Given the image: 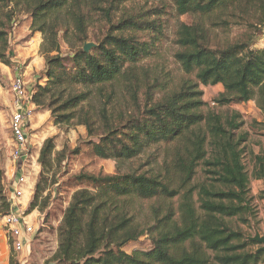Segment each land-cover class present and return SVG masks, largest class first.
<instances>
[{
  "label": "trees",
  "instance_id": "1",
  "mask_svg": "<svg viewBox=\"0 0 264 264\" xmlns=\"http://www.w3.org/2000/svg\"><path fill=\"white\" fill-rule=\"evenodd\" d=\"M172 2L178 15L194 18L175 33L173 58L183 72L178 80L159 52L166 37L162 4L0 0V62L12 65L7 29L15 9H22L30 30L43 36L44 69L28 87L31 102L50 111L54 125H83L91 152L117 165L113 174L75 176L88 187L71 194L57 226V249L45 264L264 262L258 243L230 224L233 218L246 223L251 215L250 178L264 177V153L251 156L250 177L243 162L246 133L236 134L239 112L204 110L202 89L220 84L218 105L254 100L264 114V46H253L264 28V0ZM234 27L244 29L231 36ZM60 34L68 54L61 53ZM90 37L94 45L84 51ZM107 88L121 92L119 99L112 102ZM94 93L104 99L99 106ZM151 149L164 156L159 167L147 160L120 170L118 163ZM53 150L47 138L27 213L47 207L48 197L40 205L39 198ZM4 165L0 158L1 216L10 209ZM142 202L149 206L138 219ZM8 264H16L12 256Z\"/></svg>",
  "mask_w": 264,
  "mask_h": 264
},
{
  "label": "rangeland",
  "instance_id": "2",
  "mask_svg": "<svg viewBox=\"0 0 264 264\" xmlns=\"http://www.w3.org/2000/svg\"><path fill=\"white\" fill-rule=\"evenodd\" d=\"M136 3L140 5H156L162 4L165 7V11L162 14V22L164 25L165 38L161 41L159 52L166 62V66L171 70L175 80L183 77V72L179 65L173 58V53L177 50L175 43V33L180 23H189L192 21L191 15H178L175 11L172 0H136ZM10 2L9 8H12ZM14 18L11 24L8 25V50L10 52L12 65L6 66L0 62V158L4 159V181L5 186L8 187L9 180L14 176V172L20 171L26 176L27 188L31 189V193L26 192L18 200L21 202V207L25 209L33 197L35 190V184L40 178L41 164L38 162L40 148L43 142L47 138L53 139L54 150L50 156V167L47 172L44 173L43 192L39 198V205L43 202V198L46 196L47 207L43 211L38 209L32 210V219L37 224V228H41L43 221V215L45 216V227L38 229L36 235L32 237L30 245L22 252H17L13 249L11 242L8 240L6 227L2 223L0 215V230L4 235L5 245L4 248H0V264H7L10 256H12L16 264H45V262L51 258L52 254L56 251L57 242V226L60 223L63 210L68 205L71 194L75 189L80 187H88L85 184H78L75 180V176L80 173L84 174H113L115 173L116 163L113 160H104L96 157L87 144L90 138L87 137L86 129L83 125L71 124V125H54L53 118L50 115V111L46 109L33 108L32 115L30 117L28 140L30 142V151L28 158L25 161H19L21 164V170H16L12 161H10V153L12 150V137L9 129V117H10V105L12 101L11 93V80L14 76V68H18L21 73H25L24 79L28 84H32L29 87L31 90L37 77L40 76L44 69V57L41 52V44L43 42V36L40 32H33L30 30V19L22 9L14 11ZM1 17V14H0ZM244 28L234 27L231 32V36L238 35ZM262 35L255 39L254 47L264 46V28L262 29ZM30 40V41H29ZM59 42L62 54H68L69 48L67 44L62 40L61 34L59 36ZM87 42H93L90 37ZM42 80H40L41 82ZM203 100L206 103L204 110H212L221 116L230 114L231 111L239 112L242 120L241 128L236 132L246 133L245 151L243 154V162L245 168L251 177V171L253 169V161L251 156L259 147L263 146L264 140V114L255 106L254 100H250L244 103H231L228 105L220 106L215 101L223 88L221 85L202 86ZM222 89V90H221ZM112 89L107 88L108 94H111ZM112 96L115 95L116 101L119 99L121 92L117 89ZM92 102L99 106L104 102V99L100 96L92 95ZM260 142V143H259ZM254 150V151H253ZM251 152V154H250ZM164 156L162 152H154L153 149L146 152L143 157L126 163H118L121 171L132 168L135 165L145 164L149 160V164L157 168L159 162L162 161ZM10 162L11 165L8 166ZM16 162V161H15ZM17 163V162H16ZM23 163V164H22ZM150 166V165H149ZM202 179V172L200 168L197 170L196 180ZM255 179L250 178V189H254ZM5 187V188H6ZM7 196L9 194L6 190ZM251 201L252 212L248 216L247 222L242 223L237 218L230 220L232 227L240 228L247 237L254 236L256 233H264V191H259L253 195ZM139 204V202H136ZM142 209L140 210L139 217H142L145 213L148 203H140ZM27 213V212H26ZM258 246H260L258 244ZM256 245L252 246V248ZM3 262V263H2Z\"/></svg>",
  "mask_w": 264,
  "mask_h": 264
},
{
  "label": "built area",
  "instance_id": "3",
  "mask_svg": "<svg viewBox=\"0 0 264 264\" xmlns=\"http://www.w3.org/2000/svg\"><path fill=\"white\" fill-rule=\"evenodd\" d=\"M27 85L23 73L18 68H14V76L11 80L12 101L9 129L12 137L10 161L13 162L12 165L16 170H21L19 161L22 162L28 158L31 148L27 133L32 109L35 106L31 102V94ZM8 188L10 192V209L8 213L1 216V219L6 227L7 237L13 249L22 252L30 245L32 237L37 234L40 228H37V224L32 219V214L30 212L26 213L25 209L20 206L21 202L18 201L24 193H31V189L27 188L26 176L20 171L14 172V176L9 180ZM41 221H43L42 218Z\"/></svg>",
  "mask_w": 264,
  "mask_h": 264
},
{
  "label": "crops",
  "instance_id": "4",
  "mask_svg": "<svg viewBox=\"0 0 264 264\" xmlns=\"http://www.w3.org/2000/svg\"><path fill=\"white\" fill-rule=\"evenodd\" d=\"M30 41V40H29ZM25 75V73H24ZM25 80V79H24ZM26 81V80H25ZM27 83V82H26ZM28 84V83H27ZM32 84H28L27 86L28 87H31ZM217 85H220V84H217ZM222 90V89H221ZM264 116V115H263ZM264 119V118H263ZM264 122V121H263ZM263 141V146L262 147H259L256 151H254V154H257V153H264V140L262 139ZM260 143V142H259ZM11 165L10 162L8 163V166ZM259 191H264V177L262 179H257L255 180V184H254V189H252V194L255 195L257 194ZM260 235L264 236V233H261ZM5 239H4V235L3 233L1 232L0 230V248H4L5 245ZM1 259V258H0ZM1 261V260H0ZM3 263V262H2ZM8 264V262H7ZM260 264H264L263 263H260Z\"/></svg>",
  "mask_w": 264,
  "mask_h": 264
},
{
  "label": "water",
  "instance_id": "5",
  "mask_svg": "<svg viewBox=\"0 0 264 264\" xmlns=\"http://www.w3.org/2000/svg\"><path fill=\"white\" fill-rule=\"evenodd\" d=\"M94 44L91 42L84 43L83 50L88 51ZM250 240L257 242L260 250H264V236L256 233L254 236L248 237Z\"/></svg>",
  "mask_w": 264,
  "mask_h": 264
}]
</instances>
